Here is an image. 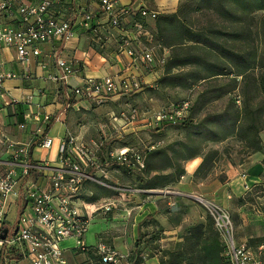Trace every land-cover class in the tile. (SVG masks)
Instances as JSON below:
<instances>
[{
    "label": "rangeland",
    "instance_id": "obj_1",
    "mask_svg": "<svg viewBox=\"0 0 264 264\" xmlns=\"http://www.w3.org/2000/svg\"><path fill=\"white\" fill-rule=\"evenodd\" d=\"M163 11L161 15L177 13L178 20L163 23L162 31L155 22L160 38L170 47L160 82L153 88L111 99L102 105L89 102L87 108H69L60 117L67 126L66 133L103 139V160L109 152L121 149H127L130 156L128 166L105 160L103 172L97 176L108 187L86 185L98 206L111 200L115 208L92 219L85 243L95 246L96 235L106 230V223L113 222L114 226L103 237L106 242L117 234L125 236V240L133 239L128 264H159L158 259H167L166 252L179 253L180 264H226L223 240L206 207L211 202L230 214L235 240L245 241L264 263L258 251L264 245V118L257 140L259 151H254L255 144L240 138V131L232 125L235 118L241 119L243 103L250 99L256 101L254 80L264 71V0H178L172 9ZM233 30L239 31L236 41L231 37ZM194 33L200 36L195 38ZM83 44L86 46V42ZM231 48L234 56L228 53ZM21 67L16 64L14 69ZM216 73L224 75L216 77ZM37 80L31 76L24 85L41 95L47 87L39 85ZM232 85H236L234 90ZM221 86L229 92L214 100ZM52 90L61 91L59 85ZM185 103L187 109L175 124L153 119L158 112L174 116ZM183 122L188 125L181 126ZM196 131L202 134L197 135ZM49 136L52 137L50 133ZM152 146L165 149L170 163L184 173L177 178L176 171L163 180L169 182L166 186L145 190V181L152 177L145 174V153ZM197 152L202 161L208 154L206 162L199 170L198 166L191 184H179L184 182V165ZM37 154L36 150L35 157ZM136 155L139 160L134 158ZM252 157L261 163L260 182L253 185L245 182L249 189L243 188L242 196L234 203L230 200L227 206L211 200L209 196L216 188L214 181L217 184L227 179L224 169L228 163L237 169L236 177H231L236 179L241 174L248 175ZM49 159H56V154ZM163 159L158 158L157 167L164 163ZM133 207L136 208L131 210ZM128 222L134 227L126 233L122 227ZM199 225H204L201 238ZM63 246L73 247L74 240L66 241ZM203 248L216 256L212 263L201 260L208 257ZM200 249L202 253L198 254Z\"/></svg>",
    "mask_w": 264,
    "mask_h": 264
},
{
    "label": "built area",
    "instance_id": "obj_2",
    "mask_svg": "<svg viewBox=\"0 0 264 264\" xmlns=\"http://www.w3.org/2000/svg\"><path fill=\"white\" fill-rule=\"evenodd\" d=\"M158 15L146 7L122 5L118 0H0V104L6 105V81L31 79L30 66L43 55L44 45L58 42L64 48L79 36L89 51L108 49L118 60L120 71L116 76H82L70 88V79L83 70L84 64L62 57V48L51 50L45 55L52 59L51 71H47L46 63L40 62L38 67L47 71L45 81L64 87L65 110L75 97L102 105L143 91L148 83L143 82L141 74L152 75L156 83L170 56V49L157 38ZM12 64L22 65L21 70L15 71ZM186 109L185 103L174 116L158 112L153 119L175 124ZM61 115L39 111L25 116L17 128L24 131L32 125L33 129L24 141L12 139L0 127V234L7 229L5 238L0 239V264H68L67 252L91 254L100 264H120L129 258L101 240L95 246L85 243L92 219L115 208L111 200L102 206L96 200L89 202L93 192L86 185L107 186L97 176L103 172L105 160L128 166L129 151L109 152L103 160V139L65 133L55 148L54 163L38 161L34 151L47 153L52 149L54 139L47 126L59 122ZM134 158L140 159L137 155ZM241 177L244 179L245 174ZM243 188L249 189L247 185ZM206 207L223 240L229 264H264L245 241L235 240L226 210L211 202ZM69 240H74V246L64 247ZM258 251L264 257V245Z\"/></svg>",
    "mask_w": 264,
    "mask_h": 264
},
{
    "label": "crops",
    "instance_id": "obj_3",
    "mask_svg": "<svg viewBox=\"0 0 264 264\" xmlns=\"http://www.w3.org/2000/svg\"><path fill=\"white\" fill-rule=\"evenodd\" d=\"M118 1L122 5L146 7L150 10L156 11L159 15H161L164 12L163 10L167 8L172 9L174 6L178 4V0H118ZM83 42L85 41L83 40L82 37L79 36L78 38H75L71 40L69 43H67L64 48L62 47L63 45H61L58 42H54L52 44H47L43 46L42 48L43 55L40 58L33 61V63L30 66V71H31V76H35L38 78L37 82L39 85L43 87H47V89L44 91L45 93L38 95L34 90H32L31 87H26V85H24L25 83L23 80H9L4 83V87L8 91V94L5 97L6 105L2 106L0 104V127L4 129L11 136L12 139L16 141H24L28 136V134L32 131L33 129L32 125H27L24 131H21L17 128L18 124L24 122V117L27 115H31L32 113L40 111L43 113L45 112L47 114H51L52 116H56L59 113L65 112L69 108L72 109L87 108V106L90 105L88 101L75 97L70 102L69 107L65 110L66 99L64 94L65 93L64 87L58 84L61 91L60 93H58V90H56L55 93L53 92L52 89L56 85L49 81H45L44 79L46 72L51 71L53 65L52 59L45 57V55L48 54L51 50H54L55 48H62L63 49L62 57H65L66 59H71V58L78 59L81 65L83 62L84 64L83 70H80L76 74L77 76H74L73 78L70 79L69 81L70 88L75 87L78 84L79 78L82 76L102 77L106 75H110V76L118 75L120 71V64L117 59L112 57V54L110 53L109 50H105L104 52L101 51L100 53L92 52L86 48ZM40 62L47 64L46 72L41 71L40 68L38 67ZM14 66H16V64H12L13 69ZM14 70L18 72L21 70V68L18 70L16 69ZM141 75L143 82L146 81L148 83L146 87L153 88L156 85V83L153 82L155 79L152 75H146L143 73ZM142 96H144L143 93ZM149 100L151 101L152 98H150ZM109 114L113 115V113H109ZM149 116L150 115L148 114L147 118H149ZM66 131H67V126H65L63 121L60 120L59 122L52 123L50 128H48V132L50 133V135H52L54 139L52 149L47 153L42 150L41 151L37 150L38 154L36 155V157L34 155V158L37 159L38 161L45 160L47 162L54 163L56 159L50 160L49 157L51 156L55 158V148L58 145V143L61 141L62 137L65 135ZM152 148L153 146L151 147V149ZM35 152L36 151H34V153ZM40 153L41 155L45 153V155L41 157ZM249 160L250 162L247 171L248 175L245 174L244 179L241 176L239 178L233 179L237 175V169L229 165L228 163V167L226 166L224 169V173L227 176L226 181H224L223 183L217 182V184L216 181H214L216 185L215 193H212L209 196V198L213 201L215 200V202H221L222 205L227 206L230 204V200L231 203H234V201H237L236 198H240L242 196L244 185L247 184L253 185L259 183L260 172H262L261 163L259 160H256L254 157L250 158ZM201 161H202L201 157L196 156L194 158L189 159L186 162V164L184 165L185 175L183 176L182 179L184 182H179V184L191 182V180L193 179V174L200 165ZM231 177L233 178L231 179ZM120 195L123 194L120 193ZM134 208L136 207L130 209L134 210ZM129 211L130 210L126 212ZM11 214L12 216H10V219L11 221H13L14 214L12 212L10 213V215ZM106 224H107L106 230L96 235V241L101 240L107 247L114 249L117 253L123 256H129V253L133 250V243H134L133 239L128 238L127 240H125V236H121V234L118 236L117 234L116 236H113L111 238V241L109 240L108 242H106L103 236L107 234L105 232H108V230H110L109 228H112L111 226H114L113 222H109ZM131 224H132L131 222H128V225L126 227H122L123 230H126V233L128 228H131V226L134 227V225ZM86 241H87V237H86ZM65 257L67 259L68 264H81L84 261L86 262L85 264H100L98 258L91 254L82 255V254H76L74 252H67L65 253ZM120 264H128V263L125 260L122 261Z\"/></svg>",
    "mask_w": 264,
    "mask_h": 264
},
{
    "label": "trees",
    "instance_id": "obj_4",
    "mask_svg": "<svg viewBox=\"0 0 264 264\" xmlns=\"http://www.w3.org/2000/svg\"><path fill=\"white\" fill-rule=\"evenodd\" d=\"M173 20H178V15L177 13L174 14H163V15H159L156 19V23L157 26L159 27L160 31H162L161 26L163 25V23H166V21H173ZM156 27V25H155ZM157 30V28H156ZM237 30H233V32L231 33V37L233 38V41H236V36L238 35ZM194 37H198L200 35L194 33L193 34ZM157 38L160 41V43L162 45H164L167 48L168 45H166L162 39L160 38V34L157 31ZM200 42V41H197ZM232 49V50H231ZM229 49L230 51L228 52L231 55L234 56L235 52H234V48ZM166 66V65H165ZM165 70V68H164ZM223 73H216L215 76H223ZM242 75V73H241ZM244 77V76H243ZM161 79V78H160ZM160 79L156 82L159 83ZM232 89L234 90L236 88V85H232L231 86ZM148 88V87H145ZM229 92V89H226L225 87L221 86L218 88L217 93L213 96L214 100L222 97L223 95L227 94ZM254 93L256 96V101H254V99H250L249 101L247 100L245 103H243V110H242V115H241V119H237L235 118L234 123H232V125L237 129V132L240 131V138L242 139H247L250 144L254 146V151H259V144H258V134L263 130L262 127V118H264V71L262 73L259 74V76L254 80ZM52 123H54V121H52L51 123H49V125L47 126V130L48 128H50V126L52 125ZM211 124V123H210ZM188 124L183 122L181 126L186 127ZM208 134L215 136V133L208 131ZM197 135H201L202 133L200 131H196ZM254 142V143H252ZM241 143V142H240ZM187 147H185L186 149ZM174 151H172L173 153ZM198 153H195L194 157L198 156ZM216 154V153H213ZM207 156H204V159L202 161V163L200 164L198 170L202 167V165L206 162L207 160ZM163 157L164 159V163H161L160 167H157L156 165V161L158 160V158ZM189 160V159H188ZM264 166V163H263ZM171 170L172 169V173L171 171L169 173H165V175H163L165 171L167 170ZM177 171V178H179L180 176L183 175L184 170L183 169H179L177 170V168L170 163V160L167 158V152L165 149H158V148H152L150 150H148L145 153V174L146 175H150L152 174V177H150L147 181H145V185L143 186V189L145 190H151V189H155L158 187H164L166 186L167 183L169 182H164L163 180H166L167 177H170L171 174L174 175V173ZM262 191L264 192V182L262 184ZM89 202H93L95 201V197L93 196L90 199H87ZM199 229V238H201V232L202 229L204 228V225H199L197 226ZM206 243V242H205ZM206 246L208 247L209 244H206ZM202 249H200L198 251V254L202 253L201 252ZM203 251H205V258H202L201 260L203 261V263H212L213 260L216 259V256L213 253H209L208 251L205 250V248H203ZM165 258H167L166 260L164 258H160L158 259L159 264H180V262L178 261L179 258V253L176 252H166L164 255ZM226 260V259H225ZM226 264H229L228 261H225ZM183 264V263H182ZM187 264V263H185Z\"/></svg>",
    "mask_w": 264,
    "mask_h": 264
},
{
    "label": "water",
    "instance_id": "obj_5",
    "mask_svg": "<svg viewBox=\"0 0 264 264\" xmlns=\"http://www.w3.org/2000/svg\"><path fill=\"white\" fill-rule=\"evenodd\" d=\"M7 233V229H3L2 234H0V239H4Z\"/></svg>",
    "mask_w": 264,
    "mask_h": 264
}]
</instances>
